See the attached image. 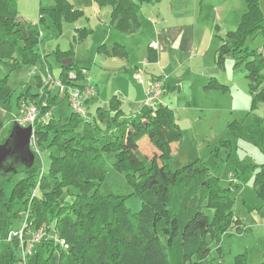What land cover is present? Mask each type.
I'll use <instances>...</instances> for the list:
<instances>
[{
	"label": "trees",
	"instance_id": "16d2710c",
	"mask_svg": "<svg viewBox=\"0 0 264 264\" xmlns=\"http://www.w3.org/2000/svg\"><path fill=\"white\" fill-rule=\"evenodd\" d=\"M92 1L109 10L110 24L116 30L132 35L140 28V6L151 0ZM244 1L245 12L237 29L228 33L218 48L216 64L222 66L226 59H233L236 68L245 69L251 108L255 110L264 102V40L262 53L249 51L245 45L259 34L264 39V0ZM53 2L50 7L39 8L38 24H32L19 17L17 0H0V62L8 60L17 67L20 62L35 65L45 61L35 53L41 37L38 27L45 18L58 28L62 21L75 23L84 17L67 0ZM85 31L76 30L74 40H81ZM119 49L122 48L115 46L112 53ZM68 58H72L71 52L58 54L60 62ZM73 65L61 66L59 74V79L69 86L84 81L83 70ZM69 72L75 74V83L68 82ZM206 89L226 90L213 82ZM10 92L7 82L0 81V104L8 101ZM44 94L47 97L38 91L35 95L26 91L19 99L25 96L36 100L30 103L41 110V115L67 100L66 96L50 95L48 89ZM43 100L48 103L46 110L41 108ZM92 102L93 99L86 103L87 108ZM89 117L85 121L71 112L64 121L51 112L47 123L34 125L37 148L48 142L47 148L53 147L55 152L48 172H43L40 180V172H32L33 166L18 169L16 174L29 175L13 186L8 198L0 200V264H21L16 243L4 241L8 233L20 228L16 229L13 222L20 220V211L15 212L14 207L21 204L28 210L27 219L35 229L46 226L68 245L65 251L52 243L40 244L42 247L37 246L26 264H63L65 252L73 264H186L193 258L197 260L194 264H204L209 254L208 236L219 240L231 227L240 233L230 190L220 187L219 179L209 174L202 161L195 160L174 172L168 169L172 146L179 144L182 136L167 106L153 112L140 107L137 115L125 117L120 102L113 97L107 107L97 108ZM256 124L244 127L231 122V139L260 148L264 131ZM143 148L155 149L156 157H144ZM110 154L115 156L114 167L136 171L129 179L142 200L135 214L125 207L123 198L100 192L106 173L105 158ZM16 174L0 173V193L3 184ZM38 182V195L32 197ZM253 183L255 192L264 196V166ZM238 262L244 264L243 259Z\"/></svg>",
	"mask_w": 264,
	"mask_h": 264
},
{
	"label": "rangeland",
	"instance_id": "374dc122",
	"mask_svg": "<svg viewBox=\"0 0 264 264\" xmlns=\"http://www.w3.org/2000/svg\"><path fill=\"white\" fill-rule=\"evenodd\" d=\"M53 1L54 0H20V8L17 11L25 21L38 24V8H40V6L50 7L54 3ZM141 6H143L144 12L149 17L146 18L151 21V24L145 22L146 18L140 17L144 22L145 33H139L135 37V47H137L135 52L133 51L135 53L134 65L137 68L135 77L139 74L138 77L144 81L147 75L150 76V74L154 75L156 73H160L161 75L162 72L164 73L162 76L168 80L167 86L169 87L165 100L175 114L182 136L181 142L172 146V155L167 163L168 169L174 172L195 160H200L204 163L208 172L218 177L221 183L226 182V177L229 174L230 179L233 180L231 183L239 182L241 178L239 182L240 189L237 191L231 189L230 192V197L233 193V199L231 198L233 202L232 211L241 222L239 225L241 231L237 233V229L231 227L226 233L220 236L219 240L208 236L206 244L209 249V254L203 262L204 264H238V261L243 259L244 264L263 263L264 196L261 197L255 192L253 180H249L245 177L243 179L241 175L244 172V167L249 166L251 169L254 163H264V155L251 147L248 153L244 151H235L233 141H231V149L225 148L228 144H224V142L229 141L231 137L227 126L233 119L224 120L223 118L225 115L223 111L233 102L236 104H243L244 100L250 102L251 97L248 90V79H245L246 72L243 69L234 72L232 69L233 60L223 62L222 66L217 65L215 63L216 60L214 61V53L222 44V41L221 44H219L216 35L218 31V29L216 30L215 28L216 17H220L217 25L221 26V23L224 22L227 27L231 28L233 26L235 27L234 29H237L244 10L246 9L245 1L151 0L149 3H144ZM222 10L224 11L223 14L221 13ZM80 11L83 12L84 17L78 22L70 23L62 21L57 28L50 19L45 18V23L39 25V36L41 37L40 43L35 49V53L41 58L44 57L45 61L42 60L35 65H28L20 62L17 67L13 66L12 62L8 60L0 62V81H6L11 90L8 101L0 104V145L8 138L14 118L20 114V106L24 103L32 104L30 102L36 101L25 96L19 99L26 91H28L29 95H35L37 91L39 92L41 90L42 86L39 87V85L42 81L36 76L42 74L44 68H47L50 70V74L54 79L59 78L61 62L58 60V54H67L71 52L74 64L73 68L88 69L84 70L86 77H91V71L94 72L93 79H97V82L94 84H97L99 88L102 89L103 93L106 94V77L105 74L98 72L100 70L98 69L100 60L97 54H105L106 47L103 43H105L104 39L106 38V34L110 31L108 17L104 18L101 16L105 10L97 6ZM158 16L159 19H156ZM162 22L165 23V26L154 25ZM180 25L189 27V37L187 41L181 42L176 38L178 45H176L173 50L170 49V52H167L166 55H161L162 59L159 64L160 69L158 68L159 70H156V73H154L153 66H150V68L148 67V65H152V63L156 62L157 53H155V59L148 58L150 52L151 54L155 52L148 46L150 41H154L155 39L153 30L155 27L160 30L165 27H177ZM78 28H85L86 31L82 39L76 41L74 37L76 36V30ZM114 34L116 35L117 33L114 32ZM226 36H224V39H226ZM119 40L120 42L123 41L120 38ZM263 40L261 34L257 35V37L254 36L246 42L245 48L249 51L255 50L257 47L263 46ZM106 43L109 44L110 42L108 41ZM181 46H185L189 49L186 54L181 50ZM153 47H155V44H151V48ZM109 52H111V50ZM201 54H204L202 60L205 61L206 66L209 67L212 73L217 76L218 74L222 76L223 82H221V84H226L225 82H227L231 89L230 92H226V94H216L214 97L212 95L210 99H204L202 97L203 93L200 88V81V84L195 83L194 87H187V90L191 89L192 93L194 92L198 98L187 100L182 95V93H184L183 91H187L185 83L186 80L190 79L189 73L196 69V63L201 60ZM94 59H97V63L94 62ZM146 59L148 68L144 63ZM94 64L97 65V67L94 66ZM33 72H35L36 75H34ZM119 76V79H124V82H122L123 80H118L117 83L121 89H124V91L120 90L123 95L126 93L130 99H133L137 94L136 100H131L132 102L134 101V103L130 105L120 92H116L118 98L124 101L123 110L126 115H132V113L136 112L137 109L141 107L142 101L144 100L141 95V86L146 87L148 83H139V85L132 74L128 76L126 73L123 74V71L119 72ZM185 101H189L190 103L192 101V105H194L193 108L195 109L199 107L198 105H210L214 107L215 103H221L222 112L219 114V119L215 118L214 122L209 124V126H212L214 129L212 132L200 131L197 128L196 124L202 122V120L197 119V117L202 116H200L198 112H191L189 109H184ZM212 103L214 104L212 105ZM105 107L103 106V108ZM52 112L57 118L59 112L64 121L67 120L71 114L67 101L59 104L55 108V112ZM260 112L261 111H259L258 114H260ZM193 122L195 123V127ZM241 145L243 144H240V146ZM47 146L48 142L44 143L40 148H37L35 144L32 146L33 148H31V151L35 155L32 172L38 173L41 168H43L45 174L48 172L50 157L52 153L55 152V149L53 147L48 149ZM141 153H143V155H145L144 157H147V159H152L157 155L155 149L149 151L147 148H143ZM105 159L106 173L100 185V192L102 194H112L123 198L125 207L132 214L139 212L142 206V200L135 194V189L129 182V179L135 175L136 171L132 168H126L125 166L121 168L114 167L115 156L113 154L108 155ZM28 175L29 172H23L11 176L9 181L3 184L0 200L8 198L13 186L25 179ZM32 194L33 191L31 192V195ZM14 209L15 212L20 211L19 215L21 214L20 220H15L13 222V226L17 229L22 225L25 217L24 211L26 212V210H24L22 204L16 205ZM28 225L29 227L32 226L30 223ZM42 227L49 232H47V241H43L41 244L48 245V243H52V245H55L50 238L53 232L50 228H46V226ZM31 229H35L34 226H32ZM14 243H16L18 247L16 254L18 258H20L22 252L15 238L11 241V244ZM37 246L33 248V252ZM40 246L42 247V245ZM194 263H197L195 258L186 264ZM63 264H73L70 256L66 252L63 256Z\"/></svg>",
	"mask_w": 264,
	"mask_h": 264
},
{
	"label": "crops",
	"instance_id": "0c3cea01",
	"mask_svg": "<svg viewBox=\"0 0 264 264\" xmlns=\"http://www.w3.org/2000/svg\"><path fill=\"white\" fill-rule=\"evenodd\" d=\"M48 1H50V0H48ZM67 1L71 4V6L75 10H85L86 8H94L95 7V5L92 2V0H67ZM19 5H20V0H17V10L20 8ZM104 10H105V12L103 14H101V16H103L104 18L108 17L109 30L110 31H108V33L106 34V38L104 39L105 43H103L105 45V47H106L105 54H99L98 53L97 56L99 57L98 59L100 60V63H99V66H98V69H100V70L98 72L101 73V74H105V77H106L105 78V81H106L105 87L107 88V91H106V94L103 93L102 89H100L97 84H94V83L97 82V79H95V78L93 79V73L94 72L91 71V77L90 76L86 77V73L83 74V77H84L85 80L82 82V84H86L87 86H90V87L94 88V90L96 91V96L93 98V102L89 106V111L88 112L92 114V113H94V111L97 108H103V106L107 107L109 101L113 97H117L118 101L120 102V109H121L122 113L124 114V116L125 117H133V116L138 114L140 108H138L136 112L132 113V115H126L125 111L123 110L124 101L121 100L120 98H118L116 92H120V94H122L124 99L127 100V102L130 105L134 103V101L132 102L131 100H136L137 94L134 96L133 99H130V97L126 93H124L125 95H123V93L120 90L124 91V89H121L119 87V85H117V83H118V80H121V81L123 80L122 82H124L123 78L119 79L120 78L119 72L123 71V74L126 73L128 76L130 74H132L134 76V79H136L137 83L139 84V82H138L139 74L135 77V74L137 72V68L134 65L135 64V53L134 52L137 49V47H135V37L139 33H143V34L145 33L144 22L141 20L140 17H144V18H146V17L149 18V17L144 12L143 6H141L140 7V11H139V21H140L139 30L136 33L132 34V35H125V34H122L121 32H119L118 30H116L110 24L109 10L107 8H104ZM244 12H245V10H244ZM221 13L223 14L224 11L222 10ZM181 15H182V13H181ZM19 17H21V16L19 15ZM147 18L145 19V22L146 23L149 22L151 24V21L149 19H147ZM219 18L220 17H218V16L216 17L215 28H216V30L218 29L216 35L218 37L219 44H221V41L223 42L224 36H226L228 33L234 32L236 29H234L235 27H233V26L231 28L227 27L226 23H224V22L221 23V26L217 25V23L219 22ZM21 19L23 21H25L23 17H21ZM156 19H159V16L156 17ZM164 24L165 23L162 22V23H156L154 25L155 26H158V25L162 26ZM156 28L157 27H155V29L153 30L155 39H154V41H150V43L148 44L149 48L152 49L155 52H152V54L150 52V55L149 54H148L149 56L147 55L148 58L155 59V53H157L156 54V59H155L156 62L152 63V65H148L149 68H150V66H153L152 68L154 69L153 70L154 73H156V70L160 69V67H159L160 65L159 64L161 63V59H162L161 55L162 54L166 55L167 52H170L169 51L170 49L173 50L175 48V46L178 45L177 42H176V38L179 39L181 42H185V41H187V39L189 37V35H188V28L189 27L186 26V25H183V26L180 25V26H177V27H169V28L165 27V28H162L160 30L156 29ZM190 28H192V27H190ZM78 29H81V28H78ZM113 31L115 33H117V34L115 35ZM119 38L122 39L123 41L120 42ZM108 41L110 42L109 44L106 43ZM151 44H155V47L151 48ZM115 46L120 47L122 49H119L114 54V53H112V50H113V48ZM156 46H157V49H156ZM261 48H262V46H259L255 50L259 51V50H261ZM110 50H111V52H109ZM181 50L184 52V54H186L189 49H187L185 46H181ZM216 50H218V48ZM216 57H217V51H215V53H214V61L216 60ZM200 58H201V60H199L196 63V69L192 70V72L189 71L190 72L189 73L190 74V79L186 80V77H185L186 90H187V87H189V86L194 87L195 83L200 84V81H201L202 85L200 84V88L202 89V93H203L202 97L204 99L205 98L210 99L212 95L214 97V95H216V94H222L223 95V94H226V92L227 93L230 92L231 88H230V85L227 82H225L226 84H221V82H223L222 76L219 75V74H218V76L216 74H213L212 71L209 69V67L206 66L205 61L202 60V58H204V54H201ZM227 60H231L232 61L233 59H226L225 61H227ZM94 62L97 63V59H94ZM233 62L234 63L232 64V69L234 70V72L235 71H239L241 69H243L245 71V69L242 66L236 68L235 67L236 61L233 60ZM72 63H73V59H72ZM144 63H145V66L147 67V65H146L147 64V59L144 61ZM215 63H216V61H215ZM94 66L97 67V65H95V64H94ZM192 67H194V66H192ZM224 67H225V63H224ZM81 69L83 71L84 70H88L86 68H81ZM162 70H164V69H162ZM223 70H225V69H223ZM163 74L164 73L162 72L161 75H160V73L159 74L156 73L154 75L150 74V76L147 75V76H145L146 80H144L143 83L147 82L149 84L154 78H162L163 79L162 102H163L164 106H167V108H169V110L172 111L171 107L169 106V104L166 103V100H165V97H166V95L168 93L169 87L167 86V81L168 80H166V78L162 76ZM261 74L263 75V78H264V69L261 72ZM246 76H247V72H246V75H245V79H247ZM212 82L215 83V84L224 86L227 91H223L222 92L221 90H217V89H213V90L212 89H210V90L206 89L208 87V85L211 84ZM249 84H250V82L248 80V86H249ZM263 84H264V80H263ZM94 86H96V87H94ZM116 86H118V87H116ZM183 92L184 93H182V95L187 100L188 99L194 100V99L198 98L194 94V92L192 93L191 89H189L187 91H183ZM141 95L144 98V87H142V86H141ZM249 95L251 97L250 90H249ZM213 104L214 103H212V105ZM193 106L194 105H192V101H191V103L189 101H187V102L185 101L184 109H186V110L189 109V111H191V112H198V113H200V116L203 117V118L202 117H197V119H201L202 122L204 123L203 124L202 122L201 123L198 122V124H196L197 128L200 131L203 130L204 132H212V130H214V129L212 128V126H209V124L211 122H214V119L218 118L220 116L219 114H220V112H222L221 111V108H222L221 103H218V104L215 103L214 107H212L210 105L209 106L198 105L199 107H197V109L193 108ZM259 111H261L260 114H258ZM54 112H55V109H54ZM223 112H224V115H225V117L223 118L224 120L233 119L232 122L239 123V124H241L244 127H249V126H252L253 124L257 123L259 125V127L264 131V102L261 103L259 105V107L257 109H255V110H252V108H251V98H250V102H247L246 100H244L243 104H236L235 102H233ZM172 113H173L174 119H175V121L177 123V120L175 118V114H174L173 111H172ZM58 114H59V115H57L58 119H62L59 112H58ZM53 116L55 117L54 113H53ZM55 118H57V117H55ZM229 124L230 123H228V125ZM177 125H178V123H177ZM193 125L195 127V123L194 122H193ZM178 127H179V125H178ZM179 129H180V127H179ZM231 141L234 142V150L235 151H244L245 153H248V151H250V149L253 148V149H256L257 151H260L261 154L264 155V136H263V141L261 143L260 148L254 147L253 145H251V144H249V143H247L245 141L232 140L231 137L229 139L230 143L225 148L231 149V146H232ZM240 144H243L244 146L243 145L240 146ZM258 164L259 163H254V165H253V167L251 169H250L249 166L244 167V169H243L244 172L242 173L241 177L243 179H244V177L248 178L249 180L251 179L254 182L255 175L260 171V168L262 166H264V163H261L259 165ZM209 174L211 176H214L211 173H209ZM228 176H229V178H228ZM228 176L226 177V182L225 183H221L220 179L217 177L219 179L220 187L222 189H224V190H230V192H231V189L232 190L235 189L236 191L239 190L240 189L239 182L241 181V178H240L239 182L231 183L233 180L230 179V174ZM234 179H235V177H234ZM229 180H230V182H229ZM253 185H254V183H253ZM230 198L233 199V193L231 194Z\"/></svg>",
	"mask_w": 264,
	"mask_h": 264
},
{
	"label": "built area",
	"instance_id": "2783aa9c",
	"mask_svg": "<svg viewBox=\"0 0 264 264\" xmlns=\"http://www.w3.org/2000/svg\"><path fill=\"white\" fill-rule=\"evenodd\" d=\"M258 52L262 53V49L259 50ZM33 73L34 75H36L35 72ZM84 73L85 72L82 71V74ZM38 77L42 81L41 83L42 88L39 91L40 95L47 97L44 94V92L45 89H48L50 91V95H56L59 97L66 96L67 98L66 101L68 103V107L70 111L78 115L80 118H82L85 121L90 120L86 103L96 96V91L94 90V88L82 83H78V85H74V86L66 85L59 78L54 79L50 74V70L47 68L46 69L44 68V72L38 75ZM67 80L68 82L75 83L76 80L75 74L73 72H69L67 76ZM138 82L140 84H143V81L140 78ZM162 85H163L162 78H154L146 87H144L145 97L144 100L142 101L141 107L149 109L153 112L157 108L164 106L162 102V94H163ZM20 107H21L20 114L14 118L13 124H17L20 128H27V127L32 128V136L30 138V149H31L33 148L32 146L35 144L34 125L36 124V122H39V124L47 123L51 117L52 110H49L41 115L40 114L41 110L38 109V107L34 104L24 103ZM41 108L44 110L48 108V103L46 102V100L41 101ZM39 172H40L39 174L40 175L39 180H40L41 175L43 173V168H41ZM38 184L39 182L37 183V186L32 194V197H34V194L36 193ZM24 214L25 217L19 230L8 233L4 240L5 242L9 243L13 240V238H15L18 241L22 252V256L20 259L21 264H26L27 258L31 256V254L33 253V248L35 246L43 243V241H47L48 239L47 231L43 227L40 229H33V230L31 229L32 226L29 227L28 224L30 222L27 219L28 210H26ZM50 238L55 245L60 246V248H62L63 250L68 249V245L63 240L59 239L54 231L53 234L50 236Z\"/></svg>",
	"mask_w": 264,
	"mask_h": 264
},
{
	"label": "water",
	"instance_id": "95a60500",
	"mask_svg": "<svg viewBox=\"0 0 264 264\" xmlns=\"http://www.w3.org/2000/svg\"><path fill=\"white\" fill-rule=\"evenodd\" d=\"M61 66L70 68L72 59H64ZM32 128H20L13 124L8 138L0 145V173L6 175L16 174L20 168L29 170L33 164L35 156L30 149V138Z\"/></svg>",
	"mask_w": 264,
	"mask_h": 264
}]
</instances>
